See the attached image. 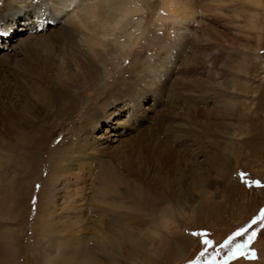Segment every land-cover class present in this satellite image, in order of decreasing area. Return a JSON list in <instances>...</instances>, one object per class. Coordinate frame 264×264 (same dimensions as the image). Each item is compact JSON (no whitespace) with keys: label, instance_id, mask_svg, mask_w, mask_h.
<instances>
[{"label":"rangeland","instance_id":"1","mask_svg":"<svg viewBox=\"0 0 264 264\" xmlns=\"http://www.w3.org/2000/svg\"><path fill=\"white\" fill-rule=\"evenodd\" d=\"M1 1L4 0H0V6ZM232 1L214 14H218V19L213 17L212 11H208L205 0H193L194 7L189 9L194 16H206L208 23L212 21L206 26L205 37L199 30L194 33L207 43L205 48L208 52L215 53L214 64L199 73L196 80L186 77V68L182 64H188V57L196 48L195 35L191 34L181 59L184 63L181 62L182 66L178 68H169L172 78L160 93L157 104L153 103L150 94L143 97L141 107L135 112L125 108L118 113L116 109L122 105H110L111 94L121 90L120 83L124 86L135 75L134 67L139 68L141 63L159 67L147 42L143 44L142 40L152 30L160 34L161 31L155 28V20L147 25V20L141 18V25L135 31L139 35V45L136 42L137 48L133 46L131 49L136 54L122 57L119 61L117 69L125 66L123 72H128L121 75L118 82L114 68L111 72L114 78L110 75L108 80L97 82L96 75L88 77L89 82H96L97 90L106 93L103 101L86 114L79 106L64 124L57 123L52 128L53 132L50 129L47 131L46 139L39 140L35 167L38 169L37 176L26 175L33 170L29 168L24 170L26 173L22 172L26 175L22 178L19 177L21 174L17 176L12 172L5 182L0 181V231L8 229L10 243L5 248L2 244L4 240L0 239V264H52L43 261L46 257L53 264H59L58 260L52 259L55 256L54 245L60 244V240L73 232L80 236L90 234L94 224L92 210L99 209L101 204L86 202L85 223H79L78 229L72 224L67 226L69 223L64 224L62 216L57 214L64 211L63 205L67 200L64 186L68 191L73 190L76 182L72 175H68L64 182L56 183L53 179L46 183L52 167L61 170L66 167L68 171L79 174L80 170L72 162L81 160L82 155L88 160L95 159L92 164L95 172L100 169L99 160L108 162L107 166L111 165L120 180L135 184L148 197H145L147 201L137 202L132 191L122 190L126 196L118 211L132 216L130 220L142 219L141 225L130 224L150 241L140 255H131L123 249L116 264H187L191 260L201 261L200 253L204 251L202 237L191 235L193 232L207 233V238L218 250L229 236L250 225L254 219L257 224L252 225L250 231L257 232V239L252 244L256 259H239L231 264H264V227L259 223L260 213L264 210V187L250 186L252 181H260L264 185V0H260L262 5L254 6L241 0ZM141 5L145 8V3ZM49 6L55 10L53 5ZM38 13L42 15L43 10H38ZM57 15L55 12L52 17ZM250 20L252 22L249 23ZM18 22L19 19L13 27L17 35L21 34ZM137 22L134 20L131 26ZM131 26L127 30H131ZM227 26L234 30L228 31ZM5 32L0 31V106L8 108L9 102L13 103V108L19 110L15 111L19 118L22 110L18 97L29 93L25 83L28 80L19 73L21 67L18 60L13 59L15 62L10 61L7 65L3 63L4 55L7 52L11 54L10 47L14 44V40L10 39L12 35ZM31 35H35V30ZM14 38L16 40L15 35ZM113 45L110 44L112 52L118 49V45ZM127 61L129 64L125 65ZM191 61L200 63L199 55ZM174 64L180 65L176 60ZM105 84H114L112 88L116 91H111L109 95ZM64 89L75 96V103L81 102L75 88L65 86ZM94 92L98 93L95 89ZM196 96L203 101L199 102ZM37 97L35 95L26 100L27 104L32 107L39 104ZM113 111L117 115L106 121L107 115ZM33 113L31 111L30 114ZM93 115L103 118L100 125L96 124ZM21 127L22 132L27 130L23 125ZM0 139H3L0 145L3 165L14 156L8 150V144L14 143L11 139L15 138L2 127ZM4 142L7 143L6 148ZM168 151L173 155L170 164L164 158ZM4 167L0 168V177ZM141 177L145 184L138 183ZM89 183L98 186L96 180L91 179ZM40 197L44 205L38 215ZM105 199L111 200L109 196ZM45 207L50 216H44ZM104 225L108 229L112 227L109 221ZM209 251L212 252V249ZM224 254L220 252L221 257Z\"/></svg>","mask_w":264,"mask_h":264},{"label":"bare ground","instance_id":"2","mask_svg":"<svg viewBox=\"0 0 264 264\" xmlns=\"http://www.w3.org/2000/svg\"><path fill=\"white\" fill-rule=\"evenodd\" d=\"M139 1H1L0 31L6 30L5 34L12 35L10 39L11 41L14 40V44L10 47L9 51L11 54L7 52L4 58L2 57V60L6 65L10 61L15 62L14 60H18L17 63L21 67L19 73L28 80L25 83L29 93L22 98L18 97V103L21 105L22 110L19 118H17V113H15V111L19 110L13 108V103L9 102L8 108L0 106V128L4 127L5 132L8 135H13L15 138L11 139L14 143L8 144V150L14 156L8 158L3 165L0 161V168L5 166L0 181L5 182L9 173L12 172L17 176L21 174L19 176L21 178L26 175L32 176V174L35 176L36 172L38 173L36 171L38 169H35L38 163L36 151H39V140L48 137L47 131L49 129L52 131V128L56 127L57 123L62 122L64 124L78 108L81 107L80 109L86 114L103 101L104 97L107 96L105 95L106 93L97 90L96 82H89L88 77L96 75L94 78L98 82L100 80L104 81L110 75L113 78L117 75L116 81L118 82V78L128 72H123L125 66L119 70L117 69V65L122 57L135 56L136 51H132L131 49L139 39V35L135 34V31L141 25V18L147 20V25L152 24L153 20H155V23H157L155 28L157 27L161 31L160 34H157L153 30L147 32L146 36L142 39L143 44L147 42L152 55L156 58L155 63L159 64V69L151 63H141L139 68H133L135 75H133L131 80L124 86L120 83L121 90L115 94H111L112 103L110 105H122L116 109L118 113L125 111V108L127 110L132 109L135 112L136 109L141 107L143 97L150 94L153 97V103L157 104L163 88L171 81L172 76L169 69L171 66L178 68L183 65L186 68V77L195 78V80L199 73L202 74L206 68L213 66L215 53H211L210 51L209 53L207 48H205L207 43H203L199 39L198 34L195 35L194 33L199 30L202 32L200 33L202 37H205L206 26L212 21L208 23V19H205L206 16L202 18L194 16V12L189 9L194 7L193 0ZM205 1L208 3V11H212L213 17L219 19L218 14H214L220 12L222 10L220 8L223 5L229 4L232 0ZM241 1L253 4V6L262 5V1L260 2V0ZM141 3H145V8L142 7ZM49 5H53L55 10H51ZM38 10H43V14L40 15ZM55 12L58 15L56 18H53L52 16L53 13L55 15ZM18 19L20 25L19 32L21 33L19 35L13 32L14 24H17ZM134 20H138V22L132 27L131 24ZM251 20L249 23L252 22ZM129 26H131V30H127ZM227 29L228 31L234 30L230 26ZM34 30L35 35H31ZM191 34L195 35L193 39L196 42V48L192 49L190 57H184H188V60H190L188 64H185L181 59L183 58L185 45L189 44ZM14 35L16 36V40ZM110 44L118 45V49L112 52ZM135 48L137 47L135 46ZM162 51H165V53ZM114 52L116 54L111 55ZM195 55H199L200 63L191 61ZM175 60L180 65H175ZM128 64L129 61L125 63V65ZM70 68L72 69L70 70ZM112 69L114 70V76L111 74ZM65 86L75 88L76 95L79 96L81 102L75 103V96L71 95V93L68 94L67 90L64 89ZM105 86L108 88L107 92H109V95L112 93L111 91L116 89L113 90L112 88L114 84L108 86L105 84ZM94 89L98 93H93ZM35 95H38L37 102L39 104L36 103L34 107L29 106L26 100H31ZM196 98L199 102L203 101L202 99H198L199 96H196ZM31 111H34L33 115L30 114ZM117 112H110L107 115L108 119L106 121H111L117 115ZM93 119L98 125L103 120L101 116L97 115H93ZM18 122H21V124L19 125ZM21 125L28 131L22 132L23 128ZM177 126L180 127V125ZM2 143L3 139H0V145ZM8 143L11 142L8 141ZM4 144H6V148L7 143L4 142ZM82 156L81 160H73L72 162L80 170L79 174L68 171L66 167L63 170L59 169V167H52L49 170V178L47 177L46 183L53 179H56V183L64 182L68 175H72L76 182V185L73 186L74 189L69 191L63 185L67 200L63 205L62 210L64 211H61L57 215L62 216L64 224L69 223L67 226L72 224L77 228L79 223H85L84 218L87 217L86 202H99L101 206H99V209L92 210L94 224L92 225L93 228H89L90 234L80 236L73 232L72 235L62 237L61 242L59 241L60 244L54 245L55 256L52 259L58 260L59 264H116L123 249H127L131 255H140L150 240L140 230L134 229L130 223L133 222L141 225L143 220L140 218L130 220L132 216L123 215L118 210L124 204L123 197L126 196L122 192L124 188H126V191H132L137 202H144L148 198L145 196L146 193L144 194L143 190L138 189L135 184L131 185L129 181L124 182L120 180L116 171L110 167L111 165L107 166L108 162L105 163L104 160H99L101 166L95 172L92 169L95 159L88 160L85 155ZM171 156H173L172 153L168 151L167 156L164 157L168 164H170ZM29 168H33V170L26 173L27 171L24 170ZM23 171L26 175L22 174ZM90 178L93 181L96 180L98 186L94 184L90 185ZM138 181L141 185L145 184V180L142 177ZM120 185L123 186L122 189L119 188ZM90 194L91 197L89 198ZM107 196L112 201L110 199L106 201L105 198ZM145 197L147 198L145 199ZM42 199L41 197L39 198L40 212H38V215L41 213L42 205H44ZM159 201L162 202V198H159ZM44 210L46 212L44 216H50V213L46 211V207ZM123 219H126V221ZM108 221L112 223V227L109 229L104 225ZM77 229L75 231H78ZM8 233V229L2 228L0 231V239L1 241L2 239L4 240L2 244L5 248L10 244ZM43 257L46 256L44 255ZM43 261L53 264L51 259L47 257L43 258Z\"/></svg>","mask_w":264,"mask_h":264},{"label":"snow or ice","instance_id":"3","mask_svg":"<svg viewBox=\"0 0 264 264\" xmlns=\"http://www.w3.org/2000/svg\"><path fill=\"white\" fill-rule=\"evenodd\" d=\"M252 185L258 188L264 187L260 181L250 182V186ZM259 223L264 227V210L260 213ZM254 224H257L255 219L247 227L234 232L219 246L218 250L214 248L213 241L207 238V233L193 232L191 235L202 237L201 243L204 246V251L200 253V257L203 260V264H231L232 261L239 259L255 260L257 254L252 250V244L257 239V232L250 231ZM209 249H212V252ZM221 251L225 253L223 257L220 256ZM197 264H199V261Z\"/></svg>","mask_w":264,"mask_h":264},{"label":"water","instance_id":"4","mask_svg":"<svg viewBox=\"0 0 264 264\" xmlns=\"http://www.w3.org/2000/svg\"><path fill=\"white\" fill-rule=\"evenodd\" d=\"M198 261H190L187 264H197ZM199 264H203V260L199 261Z\"/></svg>","mask_w":264,"mask_h":264}]
</instances>
